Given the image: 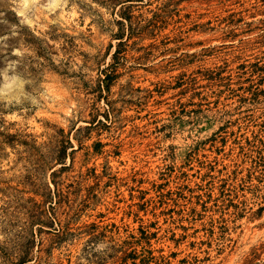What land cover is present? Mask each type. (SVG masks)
<instances>
[{
	"label": "rangeland",
	"instance_id": "374dc122",
	"mask_svg": "<svg viewBox=\"0 0 264 264\" xmlns=\"http://www.w3.org/2000/svg\"><path fill=\"white\" fill-rule=\"evenodd\" d=\"M126 1L0 0V264H264V0Z\"/></svg>",
	"mask_w": 264,
	"mask_h": 264
},
{
	"label": "trees",
	"instance_id": "16d2710c",
	"mask_svg": "<svg viewBox=\"0 0 264 264\" xmlns=\"http://www.w3.org/2000/svg\"><path fill=\"white\" fill-rule=\"evenodd\" d=\"M129 1L130 0H127L126 2H129ZM222 5L224 6L223 3L221 4V6H219L221 9L223 8ZM232 16L233 15H230L229 17H225L224 18L223 21L226 22L227 26L229 25V23H231V22H229V20L232 19ZM126 21L128 22L127 29H128V26H129V29H131L132 25H131L130 19L127 18L124 22H126ZM125 33H126V30L125 31L123 30L120 35L115 36V40L119 41V43H118L119 45L122 44V42H123L122 41L123 40V36L122 35L125 34ZM116 53L118 54V51H116ZM257 73H261L262 74L264 72H263L262 68H255L254 71H250L248 74H250V76H253V75L257 74ZM107 79H108V76H107ZM249 83H252V82H249ZM106 88L108 89V85L107 84H106ZM250 90L253 91V89H251V88H250ZM255 93L256 92H253L254 95H255ZM38 229H39L38 232L43 231L41 228H38ZM95 236L96 235H92V238L90 240H88L86 244H89L90 242H92V240H95L96 239ZM22 238H24L23 233H22V236L19 237L18 239L20 240ZM35 244H36L35 243V237L31 233L29 234V232H28L27 233L26 245H24L22 243V245L20 246L19 259H18V261H16V264H30L31 261H34L35 258L32 260V258H33L32 251L34 250V248L36 246ZM113 249L114 248H112V250ZM114 253H117V252L114 251ZM140 253L141 254H139V256H135V257L130 258V259L127 258L126 254L122 255L121 257H118V256L114 255L113 258L115 257V260L120 261L119 262L120 264H151L149 258L145 257V252L141 251Z\"/></svg>",
	"mask_w": 264,
	"mask_h": 264
}]
</instances>
